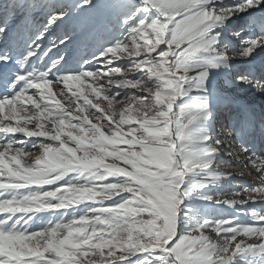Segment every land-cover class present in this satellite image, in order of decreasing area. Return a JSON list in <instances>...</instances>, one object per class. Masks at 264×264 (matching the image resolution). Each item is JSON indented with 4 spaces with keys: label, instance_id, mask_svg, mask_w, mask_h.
<instances>
[{
    "label": "snow or ice",
    "instance_id": "snow-or-ice-1",
    "mask_svg": "<svg viewBox=\"0 0 264 264\" xmlns=\"http://www.w3.org/2000/svg\"><path fill=\"white\" fill-rule=\"evenodd\" d=\"M0 264H264V0H0Z\"/></svg>",
    "mask_w": 264,
    "mask_h": 264
},
{
    "label": "rangeland",
    "instance_id": "rangeland-1",
    "mask_svg": "<svg viewBox=\"0 0 264 264\" xmlns=\"http://www.w3.org/2000/svg\"><path fill=\"white\" fill-rule=\"evenodd\" d=\"M227 2H228V3H232V2H236V0H227ZM258 14H259V13H254V15H258ZM61 99H62V98H61ZM247 99L250 100V101H254V103L256 104L257 107H259V106L261 105V101H260L259 98H253L251 95H249V96L247 97ZM235 146H236V145H235ZM235 146H234V147H235ZM237 149H238V147L235 149V151H238ZM230 151H231V154L234 152L233 149H231ZM238 152H239V151H238ZM36 154H37V153H36ZM34 155H35V152L33 153V156H32V157H24V158H23V162H24V163H30L31 160H32V158L34 157ZM228 156H230V155L225 154L224 157H223V159H224L228 164H231V161H230V160L225 159V157H228ZM244 164H247V161H245ZM230 168H231V167L224 168L223 170H224V171H231ZM244 168H246V170H247L248 172H249V171H253V175H255V172H254L253 169H251V166H250V165L247 166V167L244 166ZM235 171H236V170H235ZM235 171H234V172H235ZM238 171H239V170H238ZM238 171H236V172H238ZM231 172H232V171H231ZM238 179H240V178L238 177ZM244 180L247 181L248 183H251V182H252V177H248V176H247V178L244 177ZM240 238H242V237H240ZM240 238H238V239H240Z\"/></svg>",
    "mask_w": 264,
    "mask_h": 264
},
{
    "label": "bare ground",
    "instance_id": "bare-ground-1",
    "mask_svg": "<svg viewBox=\"0 0 264 264\" xmlns=\"http://www.w3.org/2000/svg\"><path fill=\"white\" fill-rule=\"evenodd\" d=\"M235 146V145H234ZM233 146V150H234V152L230 155V156H228V157H225V159H227V160H230L231 161V165H232V167L230 168L231 169V171L232 172H234L235 170L236 171H238V172H244V173H247L248 171L246 170V168H244V162L246 161L245 159H244V157H243V154L242 153H239L238 151H235V149L237 148V146H235L234 147ZM238 150V149H237ZM35 155H36V153H35ZM34 155V156H35ZM239 156V158H240V160L241 161H243V163H241V164H237V157ZM230 171V172H231ZM235 171V172H236ZM246 178H247V176H245Z\"/></svg>",
    "mask_w": 264,
    "mask_h": 264
}]
</instances>
